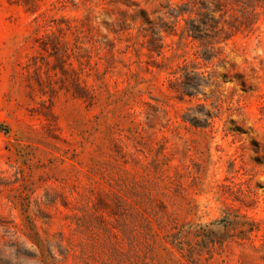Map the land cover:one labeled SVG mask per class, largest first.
<instances>
[{
	"label": "rangeland",
	"instance_id": "374dc122",
	"mask_svg": "<svg viewBox=\"0 0 264 264\" xmlns=\"http://www.w3.org/2000/svg\"><path fill=\"white\" fill-rule=\"evenodd\" d=\"M182 7L0 0V264H264V8L205 61Z\"/></svg>",
	"mask_w": 264,
	"mask_h": 264
},
{
	"label": "trees",
	"instance_id": "16d2710c",
	"mask_svg": "<svg viewBox=\"0 0 264 264\" xmlns=\"http://www.w3.org/2000/svg\"><path fill=\"white\" fill-rule=\"evenodd\" d=\"M233 2L238 8L237 11L229 14V19H226L228 11L222 8V0H185V9L183 7L180 11L171 9L170 14L176 18V21L179 16L188 15L186 29L189 36L199 41L201 45H212L211 49L207 47L202 53L201 57L205 61L210 60L207 53L215 49V44L228 40L238 32L252 31L256 24L257 10L264 8V0H233ZM182 76V93L189 97L203 94L204 88L212 84L204 73L194 70L186 71ZM201 106L202 109L198 111L197 108H190L185 115V121L195 127H205L206 124H210L214 115L209 113L205 106Z\"/></svg>",
	"mask_w": 264,
	"mask_h": 264
}]
</instances>
